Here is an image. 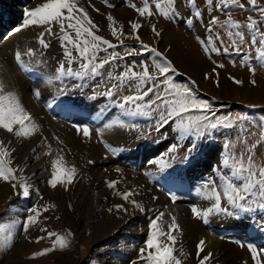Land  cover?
Listing matches in <instances>:
<instances>
[{"label": "snow or ice", "instance_id": "obj_1", "mask_svg": "<svg viewBox=\"0 0 264 264\" xmlns=\"http://www.w3.org/2000/svg\"><path fill=\"white\" fill-rule=\"evenodd\" d=\"M104 2L108 7H115L109 4L108 0ZM205 2L207 8L202 10L197 6V0H187L190 10L186 18L181 17L177 0H141L140 5L129 0L128 6L141 18L150 19L159 15L168 21H180L189 29H193L196 23L203 22L205 12L222 13L225 19L222 20L220 15H210L208 24L204 25L206 35L196 36L203 54L216 66L211 74L205 73V79H210L213 74L218 78L216 68H224L225 65L214 57L226 54L240 56L241 66L247 67L254 76L258 66L264 68V5L258 4V0H205ZM234 9L248 13L256 11L258 16L253 17L249 14L242 23L233 18ZM23 17L22 27L15 28L11 35H16L30 26L42 27L44 31L36 37L39 46L37 49L28 47L24 50L20 48L14 50L16 65L25 73L32 72V63L41 62L37 59L38 51L43 55L42 50L50 47L45 36L57 35L53 29L58 27L65 60L58 62L54 74L49 75L44 81L45 86L56 83L64 85L66 80L98 81L96 87H102L104 90H93L91 94L86 95L82 91L84 83H77L74 87L81 90V102L94 104L103 98L107 101L105 109L119 110V115L113 113L115 118L109 117L102 127L96 129L100 136L106 131L135 128L136 125L130 124L129 121L137 118L150 121V128L158 134L171 127L174 142L169 143L163 152L148 163L155 166L157 172L166 174V178L174 185L183 184L184 174L195 168L204 155L203 149L211 148L217 135L224 137L223 151L218 163L211 166L212 176L203 179L199 186L190 185V188L196 189L198 196L207 203L203 208L193 206L192 215L205 225H210L214 218L242 223L259 215L261 222L257 223L256 228L264 234V152H258V149H264V116L259 118L253 131L247 115L218 114L211 100L198 94L195 81L189 78L188 82H178L176 76L179 73L173 61L157 47L143 42L139 35L143 27L140 20L130 21L131 31L125 33L124 26L118 24L116 19L108 14L106 18L110 22L111 36L117 41L113 43L97 34L100 31L99 26L93 22L88 11L78 3V0H43L39 6L26 11ZM151 31L156 38L161 37V31L155 24L151 25ZM125 39H134L139 47L125 44ZM142 54L151 56V63L145 61L137 63L134 58ZM232 63L235 66L236 62ZM230 79L237 85L243 84L242 80L235 77ZM216 83L219 86L218 79ZM251 83L254 85L255 79L251 80ZM30 91L36 98L41 96L39 88H32ZM70 94L68 86L60 87L46 106L51 109L58 99ZM103 117L104 110L96 112L95 120H101ZM75 127L77 133L82 134L85 140H91L93 128L90 123L78 122ZM41 129L42 126L26 109L19 94L14 90H8V85L0 79V130L18 140H31L41 134ZM57 142L63 143L59 138ZM10 143L6 145L0 140V182H5L11 187L13 195L19 198L18 202L21 199L28 201L34 194L39 195V192L32 183V177L25 175L26 167L13 166L15 149L10 147ZM106 146L113 154H117L118 149L110 144ZM39 147H45L47 151L37 154V149H33L36 160H39L41 155L53 157L54 150L46 137H42ZM61 153L62 149L57 151L43 169L49 171L46 183L54 190L58 187L67 190L76 181L79 171L74 164L69 165ZM88 163L94 164L95 161L89 160ZM116 171L119 173L122 169L117 168ZM144 174L153 180L156 179V172L146 171ZM105 183L113 194L124 202L108 207L106 211L109 214H115L118 219H122L121 214L131 216L136 211L141 213L145 211L144 204L135 198L139 193L132 189L120 191L116 180ZM169 194L170 199L175 202L177 196L172 189H169ZM39 198L43 199L42 196ZM105 199L107 200V197ZM126 204L130 207H126ZM55 207V204L48 203L33 206L29 208L23 221L12 219L7 223L0 222V251H7L13 246L18 230H22L26 235L30 228L39 224L43 213ZM15 211L14 205L6 209L8 213ZM164 216L165 213L160 212L149 221L144 244L138 249L135 259H128V264L141 262L183 264L181 257L185 253L178 247L177 239V233H182V228L174 215L170 216V223L165 228L162 223ZM40 231L47 232L52 245L35 252L30 257L32 259L57 250H67L74 236L70 230L66 234L48 231L46 228H41ZM44 238L40 236L36 242L39 243ZM236 243L241 248L247 246L254 264H264L261 259L264 247L258 248L254 243L245 245L241 241ZM196 247L199 264H210L213 253L203 254L206 240L201 239ZM91 264H100V261L91 260Z\"/></svg>", "mask_w": 264, "mask_h": 264}, {"label": "rangeland", "instance_id": "obj_2", "mask_svg": "<svg viewBox=\"0 0 264 264\" xmlns=\"http://www.w3.org/2000/svg\"><path fill=\"white\" fill-rule=\"evenodd\" d=\"M96 1H98L99 4L102 3L108 9L103 10L104 14L109 11H112L111 14H124L123 24L125 33H129L131 31L129 26L130 21L140 20L143 23V27L139 31L141 39L145 44L157 47L159 51L164 53L170 60L173 61L179 73L176 76V80L178 82H188L189 78L195 81V87L198 91V94L202 98L210 99L215 109L218 111V114H227L233 116L240 114L247 115L249 117L248 123L252 125L253 131H255L257 121H259V118L261 116H264V68L258 66L257 72L253 76L250 74L247 67L241 66L240 56H236L235 54L215 56L214 59H216L219 63H223L225 67L216 68V71L219 73L218 78L213 74L210 79H205V73L211 74L212 69L216 66L213 65L211 61L207 59L203 54L201 45L196 40V36L200 35L201 37H204L206 35L204 25L208 24L210 15H220V18L222 20L225 19L226 17L222 13L213 12L209 14L208 12H205L203 22L196 23L193 29H189L184 23L180 21H168L160 17L159 15L144 20V18L139 17L138 13L133 8L128 6L129 0H108V3L115 5V7H108L105 4L104 0ZM26 2V8L24 9L20 7L19 10L21 12L18 10L17 14H19L20 16L18 22L12 26H9L11 24V21L7 19L5 12L1 13V11H4L5 9V11L13 12V9H16L17 7V2L0 0V15H2L0 16V26L1 28L5 27L4 33L0 32V54L4 50H6L7 53H14V50L11 48L12 44L9 45L7 40L16 37V35H11L15 28L22 27L24 19L23 13L39 6L43 2V0H26ZM131 2H134L137 5L141 4V0H131ZM258 4L264 5V0H258ZM18 5L22 4L18 3ZM197 6L202 10L207 8L205 0H197ZM177 7L182 18H186L189 15L190 9L187 0H177ZM246 7L249 6L246 5ZM122 10L124 12H122ZM153 11H156L154 5ZM249 14L253 17L258 16V13L256 11H252L251 13L239 9H234L232 11L233 18L242 23L246 21L247 15ZM101 18V15L98 16V19ZM107 24L105 25V27L107 26L109 28V23ZM152 24H155L157 29L161 31V37L156 38L154 36L151 31ZM42 31H44L42 27L30 26L29 28L24 29L19 33L22 36V34L25 32H31L30 42L27 44L28 46H26V48L31 47L37 49L39 47L36 42V37ZM53 31L56 32V34L60 35L58 27H54ZM97 34L111 40L113 43H117V41L111 36V32L109 34H106L101 31ZM55 36H45V39L50 44V47L48 49L42 50L43 55H41L38 51L37 59H39L42 63L40 68L34 69V67H36L37 64L39 65V63L33 62L32 71L36 70L38 73H43L49 76L51 74H54L55 69L58 66V62L65 60V57H63L61 60L60 55L58 54L59 50L62 48V44H54ZM56 40L57 39H55V41ZM21 41L23 42L22 39H20V42ZM167 42L172 43V45L168 44ZM125 44L129 46L139 47L134 39H125ZM172 46L175 47H173V49H175V56L170 54ZM118 50L123 51V49ZM9 55L11 57L9 60L12 61V65L17 68L12 55ZM189 57H193V59L197 61L205 62L206 68H203L201 72L200 70H198L197 72V69L194 68V65L192 63H187L189 64V66L181 65V63L179 64L178 61L184 60L185 58ZM131 59L132 58H129V60ZM134 59L137 63L141 61L151 63L152 57L148 54H142L135 57ZM232 61L236 62L235 66L233 65ZM73 67H76V65H73ZM20 73H22L21 70ZM230 77H235L236 79L242 80L243 84H235L234 81L230 79ZM217 79L219 81V86H217L216 83ZM253 79H255L256 81L254 85L251 83V80ZM77 83H84V88L82 91L86 95L91 94L93 90H104L102 87H96L98 81L89 80L87 82H80L66 80L64 82V86H68L71 92V94L65 96V99L63 100L66 101V103L64 104L66 108L63 105L61 106V104L58 102H56L53 108H51L52 110H54V112H57L61 116H64V118H60L55 114H49V116L56 118L60 122L69 124L71 127H73L72 129H76L75 126L78 122H82V120H84V122L92 121V119L96 115V112H98L99 110H104V117L102 118L104 122H102V120H95L94 118L93 123L101 125L100 127H102L103 124L107 122L106 115H108L107 119L109 117L115 118L113 113H115V115H119L118 109H105V105L107 104L106 99L101 98L94 104L91 102L87 104L81 102V90H78L74 87V85ZM17 88L16 92L19 94V90L17 91ZM31 88L38 87L34 86ZM19 96L21 99V95ZM28 96H31V93H29ZM73 101H76V103H73ZM49 102L43 104L46 109H49L46 106ZM40 103L42 102L40 101ZM70 111L72 115L70 114ZM73 111L77 113L75 114ZM89 112H93V114L88 118L90 120L81 115L86 113L89 115ZM129 123L135 124L136 127L119 130L120 132H113L114 141L119 146L116 147L113 144H111V146L118 149L117 154H113L112 151L105 146V143L100 141L101 144H103L100 147V150L104 152L105 157L103 156L102 159L100 158L98 160H94V164H88V166H93L96 168L97 176L94 182H90L86 179V173L81 170V165L79 163V165H75L79 170L76 181L72 185H70L67 190H65L63 187H58L55 190L50 188L46 183V180L49 176V171H44L43 169L46 165L49 164L50 160L54 158L57 151H59L57 146L54 145V139L59 138L62 142H65L66 137L69 136L76 141L79 136L78 133H71L67 130H62L60 132H55V134L50 133L43 136L47 138L48 143L52 145L54 151L53 157L48 158V164H46L45 166L41 165V170H39L38 176H42V182L37 179L38 176H33L34 171L31 166H35L38 162L40 163L42 160L41 158L44 157V155H41L39 160H36L31 164H27L24 160L25 151L27 152V148L31 145L32 148L29 151L37 149V154L43 153L44 147H39L40 142L36 141V143H32V139L27 140V142L25 143H22L23 140H16L17 142H14V140H7L8 142H6V144H9V142H13L10 143V145L14 146L15 149L13 155H15L16 159L19 160V167H26L25 175L32 177V183L35 185L36 189H38L39 195L34 194L28 201H24L21 199L18 202L19 198L13 195L11 187L5 182H0V222L7 223L12 219H20L21 221H23L26 214L28 213L29 208L33 206L49 203L55 204L56 207L50 208L48 212L43 213V215L40 217L39 224L35 227L30 228L29 232L26 235L22 232V230H18L13 246L7 251H0V264H91V260L96 259H99L100 264L104 260H108L109 264H128L129 258H136L138 249L144 244V240L149 229V221L153 219V217H155L157 214H150V211L146 208L144 212L141 213L139 211H136L135 214L131 216L122 214L124 218L130 219L134 222L138 234L134 237H132L130 233L124 234L122 236H119V234L117 236V240L112 241L110 244L106 243L109 241L111 235L114 237L116 234H110V231L112 230L111 224L113 214H109L106 211V209L110 207L109 204L106 205L103 203L102 205H100L102 203L100 191H102L103 189V193H105L106 195L113 194V192L110 191L105 183V181L112 180V177L109 174L112 166H115L113 170L118 176L117 179H119L124 176V173H126L125 165H131L133 172L124 181L129 189L136 191L142 186L144 181L141 180V175L143 174L147 179V182L151 186H153L154 191L159 197H161V199H169L167 196L169 190H167L166 185L168 183H165L166 179H168L166 178V174L157 172L155 166L149 164L148 161L156 158L159 153L163 152L166 149L169 143L174 141L171 127L162 130V133L158 134L150 128L151 122L145 119L137 118L135 120L129 121ZM10 136L12 135L10 134ZM142 137H148V139H144ZM224 139V137L217 135L212 142L213 146L211 148L205 147L203 149L204 155L201 157L200 162L195 166V168L191 169V172H194L195 170V172H197V175L199 176H189L190 171L184 174L186 195L185 193L181 194L180 191L182 188L180 187V185L178 186L179 188L176 187L177 185L174 186L175 188H171L172 192L177 196L176 201L180 200L178 202H173L171 199H169V202L171 203L173 209L185 206V208L188 209V212L190 213V209L192 208L191 205L198 206V201L202 202V207L200 206L201 208L207 206V203L205 201L192 196L193 193H196L197 196L198 194L196 189H193V191L192 188H190V185L196 184L197 186H199L202 182L201 180L207 179L212 176L213 173L211 166H215L218 163L219 156L223 151L222 145L224 143ZM65 148L69 147L66 145L63 149ZM258 152H264V149H258ZM117 168L122 169V172L118 173L117 171H115ZM146 171L156 172L157 180L155 179V183L153 179L144 174ZM175 174L176 173H173V175ZM103 175H107L106 178L108 179H103ZM156 186L161 187L163 192ZM186 186H188V188ZM95 191L96 193H99L98 199L96 200L95 204L91 203L90 205H86L84 196L82 194L78 195L80 192L94 195ZM168 195L170 196V194ZM183 195L185 196L183 197ZM40 196H42L43 199H40ZM120 203L124 202L119 197H117L116 204ZM10 205L15 206L16 211L14 213L6 212V209H8ZM69 205H71V207H69ZM79 209H81L80 212ZM98 211H101L105 215V220L97 225L96 223H98L99 219H101V216L98 217L95 214ZM198 222L200 224L199 219ZM258 222H261L259 215L255 216L253 220H245L242 223L229 222L228 220L222 221L219 218H214L212 223L210 224L211 226H208L212 227L211 230L215 234L217 242H220L222 245L231 243L235 249L239 251L243 250L251 255L247 246L241 248L236 243V241H241L245 245H247L248 243H254L258 246V248L264 247V234L260 233L256 228ZM202 226L204 227L203 223ZM41 228H46L48 231H56L61 234H66L70 230L74 234V236L71 238L70 247L67 250H57L40 258H30L35 252L41 251L46 247H51L52 245V240L47 237V232H41ZM223 229L225 231H223ZM40 236H43L45 238L37 243L36 240ZM220 237H225V239H221ZM179 246L180 248H182L181 245ZM211 251L215 252V250L213 249ZM229 251L230 250H225L223 253L224 256H226V252ZM229 253H231V251ZM234 255L237 257L236 253ZM244 256L246 255L244 254ZM218 259H220V256L217 255V253H214L213 259L210 264H228V260L219 261ZM261 259L262 261H264V255L261 256ZM238 260L241 264H245V262L246 264H249L243 258H240ZM141 264H143V262H141ZM252 264H254V260H252Z\"/></svg>", "mask_w": 264, "mask_h": 264}, {"label": "bare ground", "instance_id": "obj_3", "mask_svg": "<svg viewBox=\"0 0 264 264\" xmlns=\"http://www.w3.org/2000/svg\"><path fill=\"white\" fill-rule=\"evenodd\" d=\"M7 1H9V2H15L16 1L17 2V7H16V9H13V12L12 11H9V12L5 11V9H4V11L3 10L1 11V13L5 12L7 19H9V21H11V24L9 26H12V25L16 24L20 18L19 14H17L19 8L21 7V8L25 9L27 2H26V0H7ZM18 3L22 4V5H18ZM78 3L80 5H83L88 10L89 15H90L91 19L93 20V22L99 26V29H101L99 32L103 31L106 34L110 33V29L107 26L105 27V25L107 23L110 24V22L107 20L106 17L108 14H111L112 11H109V12L104 14L103 10L104 9L108 10V9L106 8L105 5H103L102 3L99 4L98 1H96V0L95 1L94 0H78ZM110 10H112V9H110ZM122 12H124V11L122 10ZM100 15L102 16V18L98 19V16H100ZM111 15L116 19L118 24H122L124 26V24H123L124 14L113 13ZM0 16H2V15H0ZM0 19H1V17H0ZM99 20H100V23L102 25L99 23ZM144 20H147V19H144ZM4 28L3 27L1 28V26H0V32L1 33H4ZM30 33L31 32H25L22 34V36L18 33V34H16V37H13L12 39L10 38L7 41L9 43V45L12 44L11 48L13 50H15L16 48H20L21 50H24V49H26V46H28L27 44L30 42ZM20 39H22L23 42L22 41L20 42ZM55 39H57V40L55 41ZM61 41L62 40L60 39V35L57 34L54 38V44L55 43L62 44L63 42H61ZM170 42H167V43L172 45V43H170ZM173 47L174 46H172V48L170 50V54L175 56V54H174L175 49H173ZM9 54L12 55V58L14 60V53L12 54V52L7 53L6 50H4L0 54V79H2L8 85V90L16 91V88L18 87L17 91L19 90V95H21V100H22L24 106L33 115V117L36 119V121L42 126L41 134H38L37 136L33 137L32 143H36V141L40 142L41 138L45 134H50V133L55 134V132H60L62 130H67L71 133H77V130L72 129L73 127H71L69 124H67L65 122L64 123L60 122L56 118L49 116V114H55L60 118H64V116H61L59 113L54 112V110H52V109H46L43 106V104H45L46 102L51 101L53 99V96L58 91V89L60 87H63L65 84L61 85L59 83H56L52 86H45L44 81L48 77L47 75H45L43 73H38L36 70H34L30 73H25L16 65V67L19 70L18 71L17 68H15L12 65V61L9 60L11 58ZM58 54L60 55V58L62 60V58L64 57L63 47L59 50ZM74 55H75V53H74ZM178 62H179V64L181 63V65H184V66H189V64L192 63L194 65V68L197 69V72H198V70H200V72H201L203 70V68H206L205 62L197 61V60L193 59V57L185 58L184 60H180ZM41 63L42 62H40L39 65L37 64L36 67H34V69L40 68ZM187 63H189V64H187ZM20 70L25 75L20 73ZM34 86H37L41 91V96L39 98H36L32 94V92L30 91V89H32L31 87H34ZM29 93H31V96H28ZM64 99H65L64 97H61L60 99L57 100V102L60 103L61 106L62 105L64 106V104L66 103V101H63ZM40 101L42 103H40ZM64 107L66 108V106H64ZM68 111H69V109H68ZM70 114H71V111H70ZM92 114H93V112L92 113L89 112V115L87 113L81 114V115L88 119L89 116H91ZM107 114H109V113H107ZM107 116L108 115H106V120H107ZM94 118H95V116H94ZM94 118L90 122L93 123ZM88 120H90V119H88ZM101 120H102V122H104L103 119H101ZM82 122H84V120H82ZM90 122H85V123H90ZM92 123H90L92 128H93V135H92L91 140H85L83 138L82 134H78L79 136L76 139L77 142L74 139L70 138L69 136L66 137L65 142H63L62 144L57 142V138L54 139V145L57 146L58 150L63 149L66 145L69 147V148L63 149L61 154H63L65 156V159L67 160L69 165H73V164L79 165V163H80L81 170H83L86 173V179L90 182H94V180L97 176V172H96L95 167L88 166V164H90V163H88V161L89 160L94 161V160H98L100 158L102 159L103 156L105 157L104 152L102 150H100L101 149L100 147L103 145V144H101V142L105 143V146H106V144H110V145L113 144L116 147L119 146L114 141L113 132L106 131L103 136H100L96 132V129L100 128L101 125H99L97 123H93V124ZM117 131H119V130H117ZM8 139L14 140V142H17L16 140H18L16 138H14L13 136H10V134L6 133L4 130H0V140H3L6 144V142H8L7 141ZM59 141H61V140L59 139ZM25 142H27L26 139L22 141V143H25ZM11 143H13V142H11ZM10 147L14 148V146H12V145H10ZM31 148H32V145L27 148V152L25 151L24 160L27 164H31V163H34L36 161V159L34 158L33 151H29ZM45 151H47V149L44 147L43 152H45ZM139 154H141V153H139ZM48 158H49V156L44 155V157L41 158L42 160L40 163L38 162V163H36L35 166L34 165L31 166L33 171H34L33 172L34 177L38 176L39 170H41V165L45 166L46 164H48ZM13 161H14V163H13L14 167L20 166L19 160L16 159L15 155H13ZM88 167H90V168H88ZM114 168H115V166L111 167L109 174L111 175L112 180L118 181L117 188L120 191L129 190L128 186H126L124 181L133 172L131 165H125V172L126 173H124L123 174L124 176H122V178H119V179H117L118 176H117L116 172H114V170H113ZM189 174H188L189 176H194V177L199 176V175H197V172H195V170H194V172L193 171L191 172V170H190ZM106 177H107V175H103V179H108ZM37 179L40 180V182H42V176H38ZM141 180L144 182H143L142 186L135 191V192L139 193V195L135 196V198L144 204L145 208L150 211V214H152V213L158 214L160 212H164L165 216L163 217L162 223L164 224L165 228H166L167 224L170 223V216L174 215L177 218V221L182 228V233H177V239H178V247H180L179 245H181L182 250L185 253V255L183 257H181V259L183 260V264H199V260L196 258V252H197L196 246L201 239L206 240L205 253H203V254H206L207 252H211L213 254L217 253V255L220 256V259H218V260L219 261L228 260V264H241L238 260L240 258H243L249 264H252L253 259L251 258V255L248 254V252H245L243 250L239 251V250L235 249L231 243H228L227 245H224V244L222 245L220 242H217L216 241L217 238L215 237V234L211 230L212 227H209L211 225L205 226V224H203L205 227L204 228L202 226V222L200 221V224H199L198 219L194 218L192 215V212L189 213L188 209H186L185 206H182L181 208L173 209L171 206V203L169 202V199H170V196L168 195L169 191L167 194L169 199H165V200L161 199V197H159L156 194V192L154 191L153 186H151L147 182V179L144 177L143 174L141 175ZM154 183H155V180H154ZM165 183H168V184H166L167 190L176 186L168 179H166ZM185 185L186 184H184V182L182 185H180V187L182 188L180 192H181V194L185 193V195H186ZM99 187H100V185H99ZM156 187L159 188V190H162L161 187H158V186H156ZM176 187L179 188L178 186H176ZM186 187L188 188V186H186ZM110 191L113 192L111 189H110ZM162 192H163V190H162ZM80 194H82L84 196L85 204L90 205L91 203L95 204L96 200L98 199L99 193L98 192L96 193V191H95L94 195H89L85 192H80L78 195H80ZM100 195H101V199H102V203L100 205H102L103 203L106 205L109 204V206L116 204L117 197H115L114 194L106 195L105 193H103V189H102V191H100ZM185 195H183V197ZM192 196H194L195 198H200L196 195V193H193ZM105 197H107V200L105 199ZM153 197H157L158 199H153ZM108 198H110V199H108ZM178 201H180V200H177L175 202H178ZM198 202L199 203L197 205L199 207L200 206L202 207V202L201 201H198ZM43 203H44V201H43ZM189 204H194V203H189ZM125 206L129 207V205H127V204ZM191 206L193 207L195 205H191ZM80 211H81V209H79V212ZM152 211H154V212H152ZM95 214L98 217L101 216V219H99L98 223H96L97 225L105 220V215L101 211H98ZM153 218H155V217H153ZM111 225H112V230L110 231V234L115 233L116 235L114 237L111 235V237L109 239L110 242L117 240V238H118L117 236L119 234H120L119 236H122L124 234L130 233L132 237H134L135 235L138 234L136 231L137 229L135 227L134 222L130 219H126L124 217L122 219H118L117 216L115 214H113ZM223 231H225V230L223 229ZM212 249L215 250V252H212L211 251ZM225 250H230L231 253H229L230 251L226 252V256H224L223 253ZM234 250H236V251H234ZM235 253H236L238 259L234 255ZM244 254L246 256H244ZM248 259H249V261H248ZM101 264H109V262H108V260H104Z\"/></svg>", "mask_w": 264, "mask_h": 264}]
</instances>
